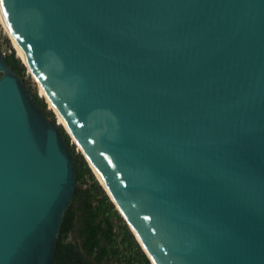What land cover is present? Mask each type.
Wrapping results in <instances>:
<instances>
[{
	"label": "water",
	"instance_id": "1",
	"mask_svg": "<svg viewBox=\"0 0 264 264\" xmlns=\"http://www.w3.org/2000/svg\"><path fill=\"white\" fill-rule=\"evenodd\" d=\"M0 11L151 264H264V0ZM52 112L0 51V264H55L77 179Z\"/></svg>",
	"mask_w": 264,
	"mask_h": 264
},
{
	"label": "trees",
	"instance_id": "2",
	"mask_svg": "<svg viewBox=\"0 0 264 264\" xmlns=\"http://www.w3.org/2000/svg\"><path fill=\"white\" fill-rule=\"evenodd\" d=\"M10 49L11 52L5 55L6 61L24 79L31 91L26 79L25 66L21 63L19 56L15 55L13 48ZM32 95L45 115L55 121L53 112L47 108L42 97L35 92H32ZM59 128L72 153L77 179L75 193L64 213L60 232L72 228L80 239L82 250L96 264H115V261L123 256L122 250H134L137 254V259L134 260L131 251L127 262L132 260V264H151L128 227L119 223L122 221L121 216L98 183L82 154L70 144L68 135L60 125ZM68 247L69 244H63L58 237L55 254L68 250Z\"/></svg>",
	"mask_w": 264,
	"mask_h": 264
},
{
	"label": "rangeland",
	"instance_id": "3",
	"mask_svg": "<svg viewBox=\"0 0 264 264\" xmlns=\"http://www.w3.org/2000/svg\"><path fill=\"white\" fill-rule=\"evenodd\" d=\"M6 39L8 40V41H6ZM13 48V45H12V41H11V38H10V36L5 32V29H4V26L2 25V23L0 22V51L4 54V55H8L10 52H11V49L10 48ZM13 50H14V48H13ZM14 53H15V55H17L16 54V52H15V50H14ZM25 71H26V79H27V82H28V84L30 85V88H31V91L32 92H35L37 95H39L40 97H42V99L44 100V102L46 103V106H47V108H49L51 111H53L52 110V108H50V106L48 105V103H47V101H46V99H45V97L44 96H42V94H41V92H40V90H39V85H38V83H37V81H36V79L32 76V74H31V72L30 71H28V69L25 67ZM54 113V112H53ZM69 141H70V144L71 145H74V147H75V149H76V151L78 152V153H80L81 154V151H80V149L78 148V146L74 143V141L72 140V138L71 137H69ZM94 175V174H93ZM115 208V207H114ZM118 212V211H117ZM120 215V214H119ZM122 218V217H121ZM119 223L120 224H124V225H126L127 226V224H126V222L123 220V218H122V221H119ZM68 241H71L72 243H74V244H76V245H78V243L80 242V239L77 237V235L75 234V232L73 233V232H71V233H69V235H68ZM136 241V240H135ZM140 247V246H139ZM141 249V248H140ZM131 251H132V254H133V257H134V260H136L137 258H136V253L134 252V250H122V252L121 253H123V256L120 258V259H117L116 261H115V264H132V260H131V262H127V260H128V258L130 257V254H131ZM134 264V263H133Z\"/></svg>",
	"mask_w": 264,
	"mask_h": 264
},
{
	"label": "flooded vegetation",
	"instance_id": "4",
	"mask_svg": "<svg viewBox=\"0 0 264 264\" xmlns=\"http://www.w3.org/2000/svg\"><path fill=\"white\" fill-rule=\"evenodd\" d=\"M60 232V230H59ZM74 231L70 228L67 231L60 232L58 237L63 244H69L68 250H63L55 254V264H96L87 256L81 248V242L78 245L68 241V235Z\"/></svg>",
	"mask_w": 264,
	"mask_h": 264
},
{
	"label": "bare ground",
	"instance_id": "5",
	"mask_svg": "<svg viewBox=\"0 0 264 264\" xmlns=\"http://www.w3.org/2000/svg\"><path fill=\"white\" fill-rule=\"evenodd\" d=\"M0 22H1L2 25L4 26L5 32L10 36L11 41H12V45H13L14 48H15L16 54H17V55L23 60V62L26 64V61H25V59H24V56L21 54V52H20V50H19V48H18V46H17V43H16V41H15V38H14L13 32H12V30H11V28H10V26H9V24H8V22H7V20H6V18H5V16H4V13L1 12V11H0ZM28 70L31 72V70H30L29 67H28ZM31 74H32V72H31ZM32 76L35 78V76H34L33 74H32ZM35 79H36V78H35ZM36 81H37V79H36ZM37 83H38V85H39L38 87H39V90H40L41 94H43L42 96L45 97V99H46L48 105H49V106L55 111L59 123H62V124L65 126L66 130L70 133L71 138H72V140L74 141V143L78 146V148L80 149V151L83 152L80 143H79L78 140L76 139L75 135H74L73 133H71V132L68 130V128L66 127V125L64 124V122L62 121V119L60 118V116H59V114H58V111L56 110V108L54 107V105L52 104V102L50 101V99L48 98V96H47V94L45 93V91H44L42 85H41L38 81H37ZM90 165L92 166V169L94 170L96 176L100 179V181H101V182L103 183V185H104V182L101 180L100 176L98 175V173H97L96 170L94 169L93 165H92L91 163H90ZM140 244H141V242H140ZM141 247H142V248L144 249V251H145V247H144L142 244H141Z\"/></svg>",
	"mask_w": 264,
	"mask_h": 264
}]
</instances>
